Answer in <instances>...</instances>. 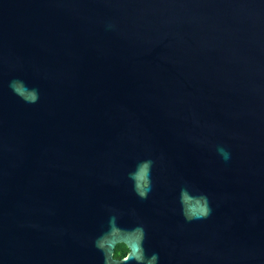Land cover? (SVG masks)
<instances>
[{"label": "water", "instance_id": "1", "mask_svg": "<svg viewBox=\"0 0 264 264\" xmlns=\"http://www.w3.org/2000/svg\"><path fill=\"white\" fill-rule=\"evenodd\" d=\"M0 264H264V0H0Z\"/></svg>", "mask_w": 264, "mask_h": 264}]
</instances>
